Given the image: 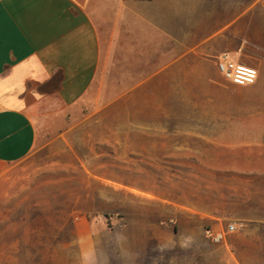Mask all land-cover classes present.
Returning <instances> with one entry per match:
<instances>
[{
    "label": "rangeland",
    "instance_id": "obj_1",
    "mask_svg": "<svg viewBox=\"0 0 264 264\" xmlns=\"http://www.w3.org/2000/svg\"><path fill=\"white\" fill-rule=\"evenodd\" d=\"M231 2L240 11L264 0ZM247 37L262 43L245 57L258 70L251 85L190 64L157 85V109H72L41 128L0 179V264H134L139 247L158 255L173 225L166 200L182 190L221 208L236 192L264 199V35ZM139 144L158 148L139 157Z\"/></svg>",
    "mask_w": 264,
    "mask_h": 264
},
{
    "label": "crops",
    "instance_id": "obj_2",
    "mask_svg": "<svg viewBox=\"0 0 264 264\" xmlns=\"http://www.w3.org/2000/svg\"><path fill=\"white\" fill-rule=\"evenodd\" d=\"M251 31L264 35V3L238 11L231 0H0V179L32 153L41 128L72 109L130 100L157 109V85L172 86L190 64L219 73L205 56L250 66V46L262 47ZM157 148L134 151L151 157ZM172 150L188 155L183 145ZM199 195L166 200L173 225L158 235V255L139 247L134 264H264V199L236 192L221 208Z\"/></svg>",
    "mask_w": 264,
    "mask_h": 264
},
{
    "label": "built area",
    "instance_id": "obj_3",
    "mask_svg": "<svg viewBox=\"0 0 264 264\" xmlns=\"http://www.w3.org/2000/svg\"><path fill=\"white\" fill-rule=\"evenodd\" d=\"M215 64L220 75L237 85H251L255 83L258 77V70L252 66L244 65L233 61L227 54H221L215 57ZM234 225H228L227 231H233ZM207 233L214 241H220L223 238V233Z\"/></svg>",
    "mask_w": 264,
    "mask_h": 264
}]
</instances>
